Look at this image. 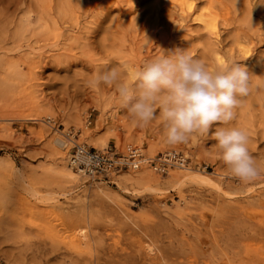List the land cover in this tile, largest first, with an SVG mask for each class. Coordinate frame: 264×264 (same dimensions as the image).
<instances>
[{
	"label": "rangeland",
	"instance_id": "1",
	"mask_svg": "<svg viewBox=\"0 0 264 264\" xmlns=\"http://www.w3.org/2000/svg\"><path fill=\"white\" fill-rule=\"evenodd\" d=\"M122 5L128 11L112 8L100 27L90 15L75 32L58 26L39 42L38 67L23 58L21 73L0 71V264H264V174L245 184L227 173L211 137L217 125L207 137L170 145L159 112L138 127L120 107L116 85L90 84L113 68L130 83V66L139 70L177 48L208 64L202 55L208 38L199 22L173 21L164 0ZM250 14L243 30L256 28L264 37V12ZM234 29L219 23L224 47L234 44ZM256 36L244 38L256 44L249 60L226 59L255 68L250 92L239 98L227 127L247 130L249 151L264 170V72L257 66L264 39ZM28 112L41 117L26 118ZM62 126L96 148L175 152L188 164L163 171L146 162L114 182L71 173V143L63 147L55 131ZM101 135L106 144L92 145ZM73 234L79 243L71 242ZM149 243L155 253L145 254Z\"/></svg>",
	"mask_w": 264,
	"mask_h": 264
},
{
	"label": "clouds",
	"instance_id": "2",
	"mask_svg": "<svg viewBox=\"0 0 264 264\" xmlns=\"http://www.w3.org/2000/svg\"><path fill=\"white\" fill-rule=\"evenodd\" d=\"M132 80L123 82L113 68L98 72L90 84L116 85L120 107L127 109L138 127H147L159 112L170 145L188 143L193 135L207 137L217 125L211 137L227 173L245 184L264 174L249 151L247 130L227 127L236 117L239 98L250 92L244 65L221 61L210 71L204 62L177 48L143 64Z\"/></svg>",
	"mask_w": 264,
	"mask_h": 264
},
{
	"label": "bare ground",
	"instance_id": "3",
	"mask_svg": "<svg viewBox=\"0 0 264 264\" xmlns=\"http://www.w3.org/2000/svg\"><path fill=\"white\" fill-rule=\"evenodd\" d=\"M129 1L0 0V71L21 73L20 65L23 58L30 60L29 65L32 68L38 67L41 62L34 60V57L41 54L38 50L39 42L43 39L51 38L61 24H65L64 26L67 27L68 33H72L75 32L76 27L78 29L82 27L80 24L81 18L84 15H90V21L94 22L95 26L100 27L101 22L112 8H119L125 12L128 11L122 4L124 2L128 4ZM204 1L206 2V6L202 7L201 3ZM164 2L166 3L169 15H172L173 21L188 22L193 20L202 25L208 38V46L203 49L202 55L204 57L209 56L210 59L206 65L210 71L219 66L221 61L226 62V59L239 56L249 60L256 44L254 43L253 47L249 46V44L244 42V38H251V36L257 35L256 38L259 41L264 39L262 34L257 32L256 28L252 33L243 30V24L247 21H252L253 18L250 13L253 10L264 12V0H164ZM220 8H227L229 13L227 15L221 14L219 11ZM231 8H234L237 12H233ZM238 10L242 11V13L238 14ZM220 22L226 28L231 26L235 28L232 33L234 44L229 47H224V44H221ZM136 35V29H133L131 38L134 39ZM75 37H80V35H76ZM257 66L264 72V55ZM135 71L136 69L130 66V83H133L132 76ZM249 71H255V68L253 67ZM25 117L39 119L41 114L28 112ZM63 131L66 132L64 128ZM106 139L107 137L105 135H101L97 140L95 139L92 145H105L107 142ZM129 147L132 146H128L127 148ZM136 147L138 150H141V147ZM141 151L145 155H155L150 152L145 153L143 150ZM179 165L184 166V164ZM70 168L69 171L71 173L76 172L75 174L87 175L84 172L73 171L72 167ZM133 170L137 169L126 171ZM81 233H83V230H81ZM70 240L72 243H79L80 239L73 234ZM146 249L145 254L147 251L149 253H155L156 250L151 243L146 245Z\"/></svg>",
	"mask_w": 264,
	"mask_h": 264
},
{
	"label": "built area",
	"instance_id": "4",
	"mask_svg": "<svg viewBox=\"0 0 264 264\" xmlns=\"http://www.w3.org/2000/svg\"><path fill=\"white\" fill-rule=\"evenodd\" d=\"M63 128V126L58 127L55 131L60 134L57 139L63 147L71 143L68 151L70 165L76 171L84 172L91 177L105 178L109 182H114L112 178L120 172L138 169L146 162L163 171L174 164H188L187 157L175 152L145 155L136 146L120 151L116 144H108L102 149L96 148L86 142L77 141L78 130L74 132L71 128L64 132Z\"/></svg>",
	"mask_w": 264,
	"mask_h": 264
}]
</instances>
